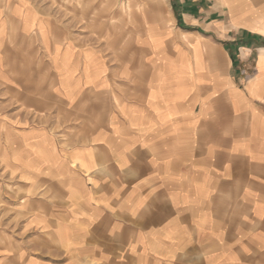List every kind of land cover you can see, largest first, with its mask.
Returning <instances> with one entry per match:
<instances>
[{
  "label": "crops",
  "instance_id": "1",
  "mask_svg": "<svg viewBox=\"0 0 264 264\" xmlns=\"http://www.w3.org/2000/svg\"><path fill=\"white\" fill-rule=\"evenodd\" d=\"M22 1L20 37L37 32L31 47L54 65L50 123L57 103L82 112L109 92L89 134L82 114L62 120L80 134L42 127L38 69L23 72L29 43L9 44L0 0V90L22 98L0 99L1 185L14 175L48 193L42 209L29 197L26 223L48 226L67 264H264V0H173L177 27L151 37L145 71L115 73L121 89L95 52L27 25L40 16Z\"/></svg>",
  "mask_w": 264,
  "mask_h": 264
},
{
  "label": "rangeland",
  "instance_id": "2",
  "mask_svg": "<svg viewBox=\"0 0 264 264\" xmlns=\"http://www.w3.org/2000/svg\"><path fill=\"white\" fill-rule=\"evenodd\" d=\"M26 1L31 7H34L40 16V20L36 22V16L24 15L26 24L31 26L33 23H38L40 33L46 40L49 35L53 39L63 40L62 42L66 39L71 42L76 51H87L90 54L95 52L99 55L103 61L100 74L109 79L110 89L116 86L113 83L114 78H112L115 73L145 71L143 61L147 54V47H150L151 37H162L166 40L177 27L173 0ZM25 2L24 8L27 6ZM9 3L8 14L11 30L6 36L9 44L15 45L13 41L16 39L26 40L29 43L28 40L40 38L37 32L20 37L21 22L20 19L12 18L11 0ZM48 26L51 27V32L47 29ZM208 27L206 25L203 28L211 31L208 30ZM261 29H264V25ZM40 39L42 40L43 37ZM31 46L30 41L29 44L19 47L18 50L22 56L23 72L26 77H32L33 64H35V69H38L40 93L35 97L39 99L41 126L51 129L53 133L64 134L66 129L68 133H74L78 129L70 128V126L78 125L82 121H75L72 118L68 122L62 120H66L67 116L76 117L78 114H82L87 118V121L84 122L87 125L83 134H89L90 125L97 124L99 118L97 112L100 111L102 104L109 99V92L100 101L90 102L82 112L75 110L72 113L65 112L63 107L57 103L56 125L50 123V116L54 120V110L49 111L50 105H54L51 92V85L55 78L54 65L46 48L34 51ZM32 50L33 52L29 53ZM33 55L35 59H33ZM38 56L39 61L35 63ZM71 65L77 72L84 68L85 63L80 54L72 57ZM34 75L37 78L36 70ZM6 97L9 98L6 99ZM1 98H4V103L7 104L20 102L22 99L10 92L2 93L0 90ZM9 178L4 181L3 185H1L0 179V264H67L64 247H62L61 241L56 239L51 229L48 226L33 227L26 223L27 208L30 205L29 197L44 198V195L48 194L47 189L43 187L45 189L42 192L30 191L18 182L16 176L12 175ZM47 204L48 199L46 198L37 201L40 209Z\"/></svg>",
  "mask_w": 264,
  "mask_h": 264
}]
</instances>
